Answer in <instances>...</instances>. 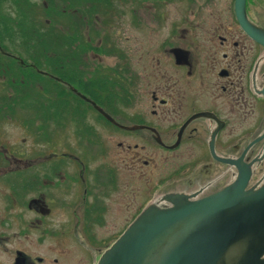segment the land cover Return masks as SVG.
<instances>
[{"label":"flooded vegetation","instance_id":"af4514ba","mask_svg":"<svg viewBox=\"0 0 264 264\" xmlns=\"http://www.w3.org/2000/svg\"><path fill=\"white\" fill-rule=\"evenodd\" d=\"M180 1L210 4L202 34L172 47V32L137 59L106 33L124 8L135 22L137 1L53 7L45 22L71 47L53 41L40 66L17 22L8 38L0 0V264H96L150 203L231 186L236 161L246 191L264 184V40L235 0ZM245 18L264 34V0H246Z\"/></svg>","mask_w":264,"mask_h":264},{"label":"water","instance_id":"95a60500","mask_svg":"<svg viewBox=\"0 0 264 264\" xmlns=\"http://www.w3.org/2000/svg\"><path fill=\"white\" fill-rule=\"evenodd\" d=\"M245 1L235 0L237 20L263 42L245 18ZM235 165L236 181L210 198L168 195V208L150 203L96 264H264V184L246 191L250 169Z\"/></svg>","mask_w":264,"mask_h":264},{"label":"rangeland","instance_id":"374dc122","mask_svg":"<svg viewBox=\"0 0 264 264\" xmlns=\"http://www.w3.org/2000/svg\"><path fill=\"white\" fill-rule=\"evenodd\" d=\"M37 1L38 11L43 6L42 0H32V2ZM60 5H65L63 2L65 0H57ZM135 22L132 21L133 18L130 14H127V8H124V12L118 15L116 13L113 16L112 27H107V35L110 33L112 37L122 45V49L125 50L130 55H134L137 59L141 52H146L150 48H156L168 34L176 32L171 38L169 44L172 47H187L190 46L191 39L196 36H200L204 26H207V21H210V4L206 6V3L202 6L201 1L195 2V5H189L188 3L180 0H170L167 3H163L161 6H155L148 0H135ZM139 1V2H138ZM140 1H148L141 3ZM222 1L224 0H214V5L216 9H222ZM47 3V1H45ZM6 9L10 11L12 16L14 15L13 10L8 9L9 5L4 4ZM50 7V4L47 5ZM194 9V10H193ZM120 10V8H118ZM197 14L193 15L192 14ZM3 15L0 14V18ZM7 17V16H6ZM48 17L43 15V17L38 16V21L45 22ZM201 18L205 23L199 22L195 18ZM120 20L122 22H120ZM120 22V23H119ZM6 25L12 27L14 24V19H6ZM176 24L174 27L172 25ZM197 27V28H195ZM21 33V31H20ZM24 33V34H23ZM23 36L32 39L29 32L22 31ZM9 46V45H8ZM13 47V46H9ZM105 59V58H104ZM104 63H111V61H105Z\"/></svg>","mask_w":264,"mask_h":264},{"label":"trees","instance_id":"16d2710c","mask_svg":"<svg viewBox=\"0 0 264 264\" xmlns=\"http://www.w3.org/2000/svg\"><path fill=\"white\" fill-rule=\"evenodd\" d=\"M6 5L8 4V9H12L14 15L10 14V11L7 12L6 16L9 19H14V24L12 27L6 25V32L8 38L13 42L16 29L15 25L17 22V27L19 31L29 32L32 36V39L26 38L25 36L21 35L22 37V46L24 48H32L36 50L37 58L36 62L41 66L42 64H47V55L46 50L53 47V41L56 48H64V47H71V43H69L63 34L61 35L59 32L51 31V26L46 24V22L36 21L35 17L43 15L47 16L50 13L51 9L54 7L55 11L60 15V18H66L69 13L68 10H78L81 2L83 0H65L63 2L65 5H60L57 0H42L43 6L38 11V3L37 1L32 2V0H5ZM47 1V3L45 2ZM61 1V0H60ZM92 1V0H88ZM50 4V7L47 5ZM65 11V12H64ZM1 14V10H0ZM24 34V33H23ZM61 58V55H58ZM60 63H63L60 60ZM57 74H62L63 71L61 69H56L55 71Z\"/></svg>","mask_w":264,"mask_h":264}]
</instances>
